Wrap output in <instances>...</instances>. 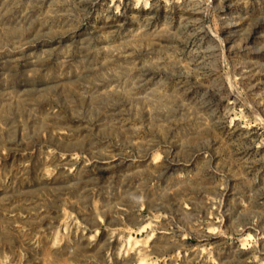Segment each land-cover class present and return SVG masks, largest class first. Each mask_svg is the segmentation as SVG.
<instances>
[{"label": "rangeland", "instance_id": "374dc122", "mask_svg": "<svg viewBox=\"0 0 264 264\" xmlns=\"http://www.w3.org/2000/svg\"><path fill=\"white\" fill-rule=\"evenodd\" d=\"M0 264H264V0H0Z\"/></svg>", "mask_w": 264, "mask_h": 264}]
</instances>
